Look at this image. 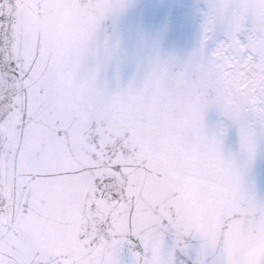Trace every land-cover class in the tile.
Here are the masks:
<instances>
[{
  "label": "snow or ice",
  "instance_id": "obj_1",
  "mask_svg": "<svg viewBox=\"0 0 264 264\" xmlns=\"http://www.w3.org/2000/svg\"><path fill=\"white\" fill-rule=\"evenodd\" d=\"M124 7L0 0V264H264L248 179L264 146V0H209L182 61L157 54L139 86L111 93L97 64L66 103L44 81V33L79 29L86 46Z\"/></svg>",
  "mask_w": 264,
  "mask_h": 264
},
{
  "label": "water",
  "instance_id": "obj_2",
  "mask_svg": "<svg viewBox=\"0 0 264 264\" xmlns=\"http://www.w3.org/2000/svg\"><path fill=\"white\" fill-rule=\"evenodd\" d=\"M124 4L120 12L102 22L86 46L79 39V29L74 30V38L69 41L44 33L48 46L47 65L54 69V72L44 69V81L54 93L59 92L66 103L75 102L73 85L87 79L97 64V83L111 93L113 89L126 88L130 83L139 86L157 54L182 61L187 57L186 52L191 53L190 45L195 38L188 41L184 38L189 39L194 18L189 7L195 5V0H186L184 5L178 0H124ZM161 35H164L165 45ZM61 47L64 49L62 57ZM77 59L78 69L71 84L61 87L58 81L65 66ZM53 107L46 104L44 110Z\"/></svg>",
  "mask_w": 264,
  "mask_h": 264
},
{
  "label": "flooded vegetation",
  "instance_id": "obj_3",
  "mask_svg": "<svg viewBox=\"0 0 264 264\" xmlns=\"http://www.w3.org/2000/svg\"><path fill=\"white\" fill-rule=\"evenodd\" d=\"M186 1V0H185ZM188 1V0H187ZM209 0H195V10L193 11L197 15L195 16L194 25L190 28L189 39L194 37L195 40L192 42L190 52L193 51L199 45L201 38V26L204 20L203 13L206 10V5ZM219 32L217 33L216 39H219ZM212 42H209V46H211ZM144 113L138 114L136 119L138 120V124H142L144 122ZM218 117L214 112H210L207 116V122L209 127L215 125ZM238 147V135L235 129H229L227 135L224 139V150L226 153L235 152ZM248 179L254 183L255 190L258 197L264 198V146H261L259 149L257 158L250 170Z\"/></svg>",
  "mask_w": 264,
  "mask_h": 264
}]
</instances>
